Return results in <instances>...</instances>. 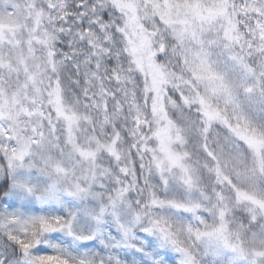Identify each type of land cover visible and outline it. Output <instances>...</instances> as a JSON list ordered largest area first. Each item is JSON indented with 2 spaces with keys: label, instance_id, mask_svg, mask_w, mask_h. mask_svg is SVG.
Instances as JSON below:
<instances>
[{
  "label": "snow or ice",
  "instance_id": "obj_1",
  "mask_svg": "<svg viewBox=\"0 0 264 264\" xmlns=\"http://www.w3.org/2000/svg\"><path fill=\"white\" fill-rule=\"evenodd\" d=\"M0 264H264V0H0Z\"/></svg>",
  "mask_w": 264,
  "mask_h": 264
}]
</instances>
